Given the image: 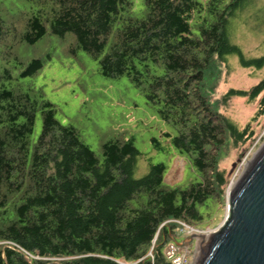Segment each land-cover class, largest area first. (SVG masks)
I'll use <instances>...</instances> for the list:
<instances>
[{
    "label": "trees",
    "instance_id": "1",
    "mask_svg": "<svg viewBox=\"0 0 264 264\" xmlns=\"http://www.w3.org/2000/svg\"><path fill=\"white\" fill-rule=\"evenodd\" d=\"M18 1L12 9L0 0V264H173L166 249L175 234L183 225L198 229L202 208L224 197L223 150L254 134L218 111L210 85L231 56L264 69V55L246 58L231 39L236 20L264 27V3L142 0L137 15L134 0ZM48 34L74 35L71 52L86 53L105 77H127L156 105L176 131L164 136L200 181L171 186L163 163L135 178L141 154L133 139L104 143L101 160L75 127L62 125L55 105L20 80L40 73L46 60L24 63L14 51ZM233 96L259 99L257 117L264 116V77L223 101ZM38 113L42 132L33 141Z\"/></svg>",
    "mask_w": 264,
    "mask_h": 264
},
{
    "label": "rangeland",
    "instance_id": "2",
    "mask_svg": "<svg viewBox=\"0 0 264 264\" xmlns=\"http://www.w3.org/2000/svg\"><path fill=\"white\" fill-rule=\"evenodd\" d=\"M135 13L144 11L142 0H134ZM264 3V0H261ZM6 8L18 0H3ZM14 9V7L12 8ZM8 11H10L8 9ZM2 13V12H1ZM6 24H10L6 13H2ZM71 39V41H70ZM231 39L239 46L246 58L264 55V27L253 31L243 20L233 24ZM74 35L57 37L48 34L35 45H22L16 51L20 59L27 63L32 58L46 60L45 68L32 78L20 79L25 86L41 92L44 98L56 107V118L62 125L75 127L86 143L102 160V145L111 140L133 139L140 152L135 178L148 174L151 164L163 163L167 167L166 182L174 187L186 188L200 181V177L190 159L171 145L164 134L176 135L175 129L163 121L158 107L150 103L145 95L127 77L108 78L100 73L98 63L82 51L71 52ZM50 55V58H48ZM15 55L10 63L14 65ZM211 99L218 111L232 120L240 129L250 125L253 136L244 144L230 143L222 152L220 169L227 172L228 184L220 204L203 207L204 223L198 227L205 235L203 240H189L183 225L175 234L174 243L190 248V263L197 261L205 246L209 230L218 227L225 219L228 209L227 192L232 182L242 176L249 162L264 145V116L257 117L259 99L249 101L246 97L233 96L223 101L231 89L249 90L264 77L263 70L244 68L237 56H231L226 63H219L213 70ZM17 75L19 70L15 72ZM16 82V81H15ZM42 116L38 113L32 140L36 141L42 132ZM154 139L160 142L156 147ZM217 208V209H216ZM177 229V228H176ZM188 236V238H187ZM200 247V249H202Z\"/></svg>",
    "mask_w": 264,
    "mask_h": 264
},
{
    "label": "water",
    "instance_id": "3",
    "mask_svg": "<svg viewBox=\"0 0 264 264\" xmlns=\"http://www.w3.org/2000/svg\"><path fill=\"white\" fill-rule=\"evenodd\" d=\"M227 199L224 221L209 230L194 264H264V145L231 183ZM204 237L194 233L189 240Z\"/></svg>",
    "mask_w": 264,
    "mask_h": 264
},
{
    "label": "built area",
    "instance_id": "4",
    "mask_svg": "<svg viewBox=\"0 0 264 264\" xmlns=\"http://www.w3.org/2000/svg\"><path fill=\"white\" fill-rule=\"evenodd\" d=\"M186 227L187 235L192 233H201L198 229ZM191 255V251L189 247L181 246L178 244H171L166 250V256L168 259L172 261L173 264H189V256Z\"/></svg>",
    "mask_w": 264,
    "mask_h": 264
},
{
    "label": "clouds",
    "instance_id": "5",
    "mask_svg": "<svg viewBox=\"0 0 264 264\" xmlns=\"http://www.w3.org/2000/svg\"><path fill=\"white\" fill-rule=\"evenodd\" d=\"M198 230H199V229H198ZM199 231H200V230H199ZM201 232H202V231H201ZM186 235H187V234H186ZM187 238H188V236H187ZM173 243H174V242H173ZM173 243H171V244H173ZM171 244H170V245H171ZM174 244H178V243H174ZM170 245H169V246H170ZM178 245L185 246L184 243H183V244H178ZM169 246H168V247H169ZM185 247H186V246H185ZM166 250H167V249H166ZM189 262H190V260H189Z\"/></svg>",
    "mask_w": 264,
    "mask_h": 264
},
{
    "label": "bare ground",
    "instance_id": "6",
    "mask_svg": "<svg viewBox=\"0 0 264 264\" xmlns=\"http://www.w3.org/2000/svg\"><path fill=\"white\" fill-rule=\"evenodd\" d=\"M210 234V233H209ZM205 241H207V237L205 238ZM202 250V249H201ZM199 256H200V254H199Z\"/></svg>",
    "mask_w": 264,
    "mask_h": 264
}]
</instances>
